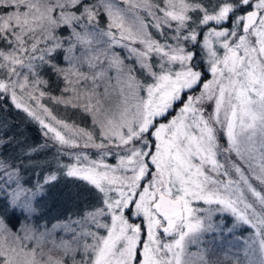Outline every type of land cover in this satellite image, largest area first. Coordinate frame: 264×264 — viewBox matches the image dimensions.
<instances>
[{
	"label": "snow or ice",
	"instance_id": "snow-or-ice-1",
	"mask_svg": "<svg viewBox=\"0 0 264 264\" xmlns=\"http://www.w3.org/2000/svg\"><path fill=\"white\" fill-rule=\"evenodd\" d=\"M242 228L264 264V0H0V264H223Z\"/></svg>",
	"mask_w": 264,
	"mask_h": 264
},
{
	"label": "rangeland",
	"instance_id": "rangeland-1",
	"mask_svg": "<svg viewBox=\"0 0 264 264\" xmlns=\"http://www.w3.org/2000/svg\"><path fill=\"white\" fill-rule=\"evenodd\" d=\"M51 107L55 110L57 109L58 106L51 105ZM63 111H64L63 107L59 106V111L57 114H62ZM69 111L71 110L69 109ZM36 124L39 126L38 123ZM69 190L71 191L76 190L74 187V182L66 181L64 177H61L59 182L56 185L55 191L64 192V191H69ZM37 207L40 209V214L37 217H35V222L42 224L45 221H48V227H51V224L56 222V217L61 216L64 212V207L62 205V202L52 195L46 198L39 199V203L37 204ZM13 230H16V229H13ZM251 233H252L251 229H246V228L240 229L239 239L230 238L232 239L233 244L235 246L229 247L226 244L223 250L214 251V255L212 258L213 259L219 258L221 261H223V264H231V260L233 259L235 255H239V257L243 259V249L245 246L244 242H245V239H247ZM190 250L195 251V248L193 247Z\"/></svg>",
	"mask_w": 264,
	"mask_h": 264
},
{
	"label": "trees",
	"instance_id": "trees-1",
	"mask_svg": "<svg viewBox=\"0 0 264 264\" xmlns=\"http://www.w3.org/2000/svg\"><path fill=\"white\" fill-rule=\"evenodd\" d=\"M53 89H55V85L53 84ZM13 121H12V130L9 133L15 134L17 138L24 143V146L32 145V146H37V145H42L45 143L46 138L43 135L40 126H38L35 122L31 121L28 117L25 116L23 113H15L13 112L12 114ZM49 144V148L43 149L40 151L34 159H43L45 156L50 157L54 153V148L51 147L52 142L47 141ZM8 151V150H5ZM20 149L16 148L14 151H12L11 155L13 158H16L19 154ZM34 170H27L25 175H26V180H25V186L31 185L34 182V175H33ZM10 227L13 229H17L20 227V224L16 221H12L9 224ZM214 251L211 254V257H213Z\"/></svg>",
	"mask_w": 264,
	"mask_h": 264
}]
</instances>
